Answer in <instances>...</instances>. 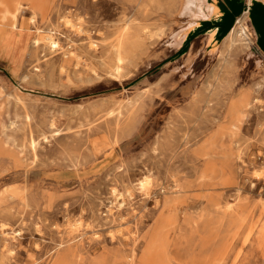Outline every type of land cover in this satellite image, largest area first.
<instances>
[{"label":"rangeland","instance_id":"obj_1","mask_svg":"<svg viewBox=\"0 0 264 264\" xmlns=\"http://www.w3.org/2000/svg\"><path fill=\"white\" fill-rule=\"evenodd\" d=\"M38 1L0 14V264H264V0L190 40L180 2Z\"/></svg>","mask_w":264,"mask_h":264},{"label":"crops","instance_id":"obj_2","mask_svg":"<svg viewBox=\"0 0 264 264\" xmlns=\"http://www.w3.org/2000/svg\"><path fill=\"white\" fill-rule=\"evenodd\" d=\"M29 1H31V0H29ZM43 1L44 0H40L41 3H39V1H38V3H39V4H37L38 11H40V7L42 6V4H44V3H42ZM185 1L186 0H169V2H168L169 9H170L169 10V15H171L173 13V12H171V10L174 9V7L178 4V2H180V5H181V9H180V13H179V15H181V12L183 10L182 8L184 7ZM227 1L231 3L230 0H227ZM3 2H4V0H0V14H2L3 12H5L7 9H13L12 7H9L8 5L3 4ZM233 2L235 3V2H237V0H233ZM201 12H202V14L205 15V18L206 19H209V15L213 12V8L212 7L209 8L206 5L205 7L204 6L202 7ZM181 16H188V18L190 19V21L188 23V27H186V29H185V30H188V29L191 28V30L188 33V35H189L188 36V40H190L193 37L197 38V37H200V36H204L208 32H210L211 30H213V32H216V33H218V30L219 29H220L219 30L220 32H223V33L225 32V30H223L222 24L219 23L218 21H212V22H210V21H201V22L198 23V21L205 20V18H201V19L198 18L199 20L198 19L195 20L189 14H187V15L185 14V15H181ZM251 20H252V24L254 26L253 28L255 30V33L257 35V45H258L260 51L264 55V3H259L258 2V3H255L252 6V9H251ZM240 21H242L245 24V26L247 27V29L249 28L248 21H247V14H245L244 17H242L241 19H239L237 21V23L234 26V28L231 30V32L229 33V35L227 36V38L225 39V41L222 43L221 47H222L223 50L229 52V50L231 51L233 49H235V51H238V49H240V50L241 49H246L242 45L232 46L233 47L232 49L228 46L229 36H230V34L233 31H235V29L237 28L238 23ZM0 28H3L4 31H5V26H0ZM1 31H3V30L1 29L0 32ZM175 36L176 35H173L172 39H173V42H174V46L176 48H178L181 45L182 41H179L178 39H176ZM188 46H189V43H188ZM225 47L227 49H225ZM196 57H197L196 51L194 49H191V51L187 55V58H186V61H185L184 64H190V63H192L196 59Z\"/></svg>","mask_w":264,"mask_h":264},{"label":"bare ground","instance_id":"obj_3","mask_svg":"<svg viewBox=\"0 0 264 264\" xmlns=\"http://www.w3.org/2000/svg\"><path fill=\"white\" fill-rule=\"evenodd\" d=\"M207 4H205V2H204V0H186L185 1V3H184V7L182 8L183 10H182V12H181V14L182 15H187V14H189L192 18H194L195 20L196 19H201V18H205V15L204 14H202V12H201V9H202V7L204 6H206ZM211 11V10H210ZM32 15H33V20H35V15H36V12L34 11V13H32ZM246 17V16H245ZM193 19V20H194ZM198 19V20H199ZM205 20H206V18H205ZM10 22L11 23H9V24H2V26H6V27H11V28H13V29H15L16 27H17V18L15 17V16H12V18H11V20H10ZM194 23V22H193ZM1 26V25H0ZM20 31V30H19ZM248 31V29H247V27L245 26V24L242 22V21H240L239 23H238V26H237V28L235 29V31H233L231 34H230V36H229V40H228V46L232 49L233 47L232 46H234V45H236V43H238V41H239V39H241L242 37H247V32ZM4 32V31H3ZM9 34V33H8ZM6 37V36H5ZM127 38H128V33H124L122 36H121V38H120V40H119V53H118V61H119V63H121V62H123V60H124V57H123V46L126 44V40H127ZM175 38L176 39H178V35L176 34V36H175ZM47 39H48V41H49V43H50V45H52V46H56V42L52 39V37H47ZM13 40V39H12ZM227 42V41H226ZM5 43V42H4ZM249 43V42H248ZM25 44V43H24ZM225 44V43H224ZM245 44V43H244ZM246 44H247V42H246ZM2 45H4V44H2ZM239 45V44H238ZM237 45V46H238ZM243 46V45H242ZM5 47H7V46H5ZM61 47V46H60ZM246 48V47H245ZM248 49H249V47H247ZM246 48V49H247ZM225 49H227L226 47H225ZM229 50V49H228ZM15 51V50H14ZM230 51V50H229ZM13 56V55H12ZM22 56V55H21ZM14 57V56H13ZM122 70V66L121 65H118L117 67H116V71L118 72V73H120V71ZM222 86V85H221ZM243 101L244 100H242L241 101V104L243 103ZM46 141V140H45ZM139 186L141 187V188H147V186H148V182H145V181H142L140 184H139Z\"/></svg>","mask_w":264,"mask_h":264}]
</instances>
